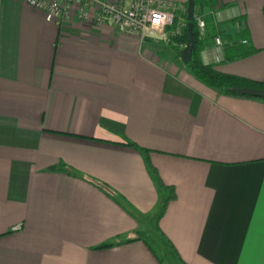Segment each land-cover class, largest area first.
Wrapping results in <instances>:
<instances>
[{
  "label": "crops",
  "instance_id": "crops-1",
  "mask_svg": "<svg viewBox=\"0 0 264 264\" xmlns=\"http://www.w3.org/2000/svg\"><path fill=\"white\" fill-rule=\"evenodd\" d=\"M214 2L197 16L248 55L215 63L206 30L202 63L262 82L264 0ZM127 142L174 190L158 221ZM156 237L179 264H264V102L205 86L158 34L0 0V264H164Z\"/></svg>",
  "mask_w": 264,
  "mask_h": 264
},
{
  "label": "built area",
  "instance_id": "built-area-1",
  "mask_svg": "<svg viewBox=\"0 0 264 264\" xmlns=\"http://www.w3.org/2000/svg\"><path fill=\"white\" fill-rule=\"evenodd\" d=\"M32 10L41 14L46 23H65L70 21L91 22L100 26L110 20L123 34L143 42L147 37L158 34L167 42L181 36L187 21L183 17L185 7H178L177 13L165 11L172 7L165 0H18ZM207 16L215 17L213 12ZM204 16H196L198 38H206ZM174 30H169L175 22ZM240 28V23L235 22ZM241 44H246L241 41ZM225 41L216 35L212 38V50L215 53L214 62L223 59Z\"/></svg>",
  "mask_w": 264,
  "mask_h": 264
},
{
  "label": "trees",
  "instance_id": "trees-1",
  "mask_svg": "<svg viewBox=\"0 0 264 264\" xmlns=\"http://www.w3.org/2000/svg\"><path fill=\"white\" fill-rule=\"evenodd\" d=\"M184 5H185V12L183 14V17L186 19V8H187L186 1ZM214 10H216L214 0H194V19L192 21L194 47L192 49L191 61L186 66L187 69L195 77V79L200 81L205 86L219 91L223 95L233 97V98L257 99V100L264 102V100L260 98L242 96V95H238L232 92L233 89H244V88L264 89V80L262 82H257V81H252V80H248L245 78L237 77V76L227 75L219 71L214 66L205 65L202 63L200 59V53L204 46V40H200L198 38V31L196 28L195 18L198 13L205 14V13H208ZM262 12H263V17H264V6H263ZM176 22L177 20H175L173 26L169 28V30L175 29ZM205 22H206L205 26H206V30L208 34L220 35V33L217 32V29L213 27L210 19H206ZM187 39H188L187 38V28H184L181 32V36L169 41L170 46L176 52L177 57H179L181 50L184 49L187 43ZM224 52H225L227 60L242 58L248 55V52L241 50V48L237 46L235 42L230 43L228 42V40H226ZM125 145L128 147L135 148L140 153L141 157L143 158L145 162L147 171L152 176L158 191L162 194L161 202H160L159 208L155 216V220L158 221L163 216L169 201L175 198L174 190L173 188L166 187L161 183V181L159 180L157 176L155 169H153L151 165L149 164L148 151L144 149H139L134 144L129 143V142H127ZM113 245L114 244H106V245L99 246L96 249H106V248L112 247Z\"/></svg>",
  "mask_w": 264,
  "mask_h": 264
},
{
  "label": "water",
  "instance_id": "water-1",
  "mask_svg": "<svg viewBox=\"0 0 264 264\" xmlns=\"http://www.w3.org/2000/svg\"><path fill=\"white\" fill-rule=\"evenodd\" d=\"M187 3L186 8V21H187V43L183 50H181L179 56L182 64L187 66L191 61L192 49L194 47V38H193V27L192 21L194 19V0H185ZM233 93L248 96L253 98H260L264 100V89H233Z\"/></svg>",
  "mask_w": 264,
  "mask_h": 264
},
{
  "label": "rangeland",
  "instance_id": "rangeland-1",
  "mask_svg": "<svg viewBox=\"0 0 264 264\" xmlns=\"http://www.w3.org/2000/svg\"><path fill=\"white\" fill-rule=\"evenodd\" d=\"M156 239H157V242H159V244L157 243L158 248H160V251H162L163 253L162 258H163L164 264H179L168 253L169 251L167 247H165V244L162 241V239L160 237H156Z\"/></svg>",
  "mask_w": 264,
  "mask_h": 264
}]
</instances>
